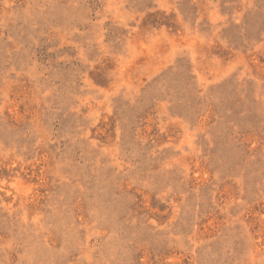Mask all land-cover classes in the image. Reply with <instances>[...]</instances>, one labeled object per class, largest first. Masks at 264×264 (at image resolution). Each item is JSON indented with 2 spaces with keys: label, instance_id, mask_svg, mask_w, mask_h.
<instances>
[{
  "label": "rangeland",
  "instance_id": "1",
  "mask_svg": "<svg viewBox=\"0 0 264 264\" xmlns=\"http://www.w3.org/2000/svg\"><path fill=\"white\" fill-rule=\"evenodd\" d=\"M0 264H264V0H0Z\"/></svg>",
  "mask_w": 264,
  "mask_h": 264
}]
</instances>
